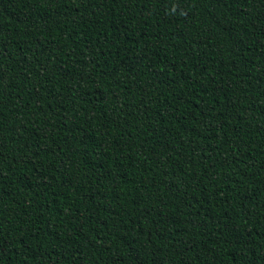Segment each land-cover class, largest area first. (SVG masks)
Instances as JSON below:
<instances>
[{"label": "trees", "instance_id": "trees-1", "mask_svg": "<svg viewBox=\"0 0 264 264\" xmlns=\"http://www.w3.org/2000/svg\"><path fill=\"white\" fill-rule=\"evenodd\" d=\"M0 264H264V0H0Z\"/></svg>", "mask_w": 264, "mask_h": 264}]
</instances>
